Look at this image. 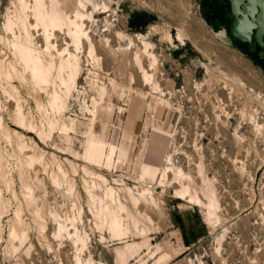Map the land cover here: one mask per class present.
Instances as JSON below:
<instances>
[{"label":"rangeland","instance_id":"obj_1","mask_svg":"<svg viewBox=\"0 0 264 264\" xmlns=\"http://www.w3.org/2000/svg\"><path fill=\"white\" fill-rule=\"evenodd\" d=\"M22 1L0 0V264H118L143 227L151 248L130 264H264V67L237 46L264 57L259 28L240 30L225 0H60L85 14L91 52ZM134 13L146 25L131 28ZM89 139L105 143L100 161ZM120 202L124 236L109 223Z\"/></svg>","mask_w":264,"mask_h":264},{"label":"bare ground","instance_id":"obj_2","mask_svg":"<svg viewBox=\"0 0 264 264\" xmlns=\"http://www.w3.org/2000/svg\"><path fill=\"white\" fill-rule=\"evenodd\" d=\"M45 1L46 0H36L34 12H35L37 19L45 26L47 34H50L49 30H51V29L53 31L55 29L58 30V28L63 27L64 24L69 22V24L72 26V28H70L69 31H70L71 35L73 36V38L76 42V45L77 46H82V44L84 45L83 41H84V39H87L90 42L91 52H93L95 50V47H94L91 35L88 33L89 31L84 30L85 28L83 29V23L78 21V18H83L85 14L78 10V11H76V17L72 18L68 13L65 12V6L62 4V2H60V0L56 1L58 3L57 6L55 4L54 5L51 4L52 8L50 10L46 8L47 5H46ZM90 1H92V0H90ZM233 1H234L235 11L236 12H242V17L239 19L238 28L240 30L246 31L247 34H249V36H251L252 29L255 27H258L259 29H258L257 36H258L259 41L263 42L264 41V18H263V16H261L259 18V20H257V21L255 19H252L251 17H248L249 13L251 15H253L255 13V11L257 9L255 4L250 3L247 5V7L245 9H242L241 5H240L241 0H233ZM260 1L263 3V6H264V0H260ZM22 4L24 5V8L28 7L27 4L25 3V1H22ZM82 4L85 5L83 2H82ZM87 8H88V6H87ZM7 26L11 27V20L10 19H8ZM149 44H150L149 42H145V45L148 46ZM78 48H81V47H78ZM21 53H22L23 59L26 62H28L29 59L31 58L30 48L29 47L22 48ZM149 55L152 59V63H155L157 60L155 53L150 52ZM70 57L68 59H66L62 63V65L60 66L61 72L64 71L66 69V67L69 70L68 78L62 77L63 82L68 85V88H70L71 85L76 84V82L79 78L80 72H81L80 64L73 63ZM138 57H140V56H138ZM138 59H140V58H138ZM144 74H145L146 79H148V80L151 79L152 74H148L145 71V69H144ZM59 97L60 96L58 94H56V96H55V103L56 104L58 103V101L59 102L61 101V99H59ZM59 107H61V106H59ZM105 146H106L105 143L102 141H98L96 139H89L88 144H87V148H86V155L90 159H95V160L100 161L106 155ZM112 150H114V146H112ZM156 167L157 166H155V168ZM150 168H151L150 165H146L145 172L151 170ZM189 187L183 186L182 190L178 191V193L180 194V197L185 199V198H189L188 196H190V199H193V201H199L200 200L199 197L197 195H193L194 193L191 194V191H190V195L188 194L189 193ZM113 197H114V195H113ZM216 199L217 198H215V193H212L210 196L209 204H208V213H207L208 217H211L214 214V208H215L216 203H217ZM125 209H126V205L121 203V202H120L118 208H109V219H110L109 223H110V228L113 231L114 235L124 236L127 234L128 230H129L128 225L125 221V218L122 217L118 212V210L123 211ZM135 227L138 228V221L137 220L135 221ZM139 229H140V226H139ZM141 233L143 234V240L141 241V243H139V242L128 243L126 245V247L117 248L116 259H117L118 264H130V258L134 257L136 255V253L141 250L142 247L151 248L152 244L149 241V235L147 233L146 227H143L141 229ZM12 234H15V232H12ZM159 248H161V247H158L154 252H158Z\"/></svg>","mask_w":264,"mask_h":264},{"label":"trees","instance_id":"obj_3","mask_svg":"<svg viewBox=\"0 0 264 264\" xmlns=\"http://www.w3.org/2000/svg\"><path fill=\"white\" fill-rule=\"evenodd\" d=\"M225 1L227 5L230 6V1L229 0H225ZM145 15H146L145 13H139V14L134 13L133 15H131L129 22L131 28H139L143 25H146L148 19L145 18L146 17ZM203 16L210 25L215 26L217 18L221 17V13L217 12L213 8L206 7ZM224 22H226V20ZM237 46L240 47L243 50V52H245L256 64L260 65L261 67H264V57H261L258 53H254L253 51H250L247 48H243V46L240 44H237ZM257 49L260 51L261 48L258 46Z\"/></svg>","mask_w":264,"mask_h":264},{"label":"water","instance_id":"obj_4","mask_svg":"<svg viewBox=\"0 0 264 264\" xmlns=\"http://www.w3.org/2000/svg\"><path fill=\"white\" fill-rule=\"evenodd\" d=\"M229 1L234 4L233 0H229ZM250 3L255 4V6L257 7L255 13L252 15V18L255 19L256 21L259 20V18L261 16H263V18H264V6L260 0H241V3H240L241 8L245 9L247 7V5ZM237 13H239V12H237ZM240 13H242V12H240Z\"/></svg>","mask_w":264,"mask_h":264}]
</instances>
